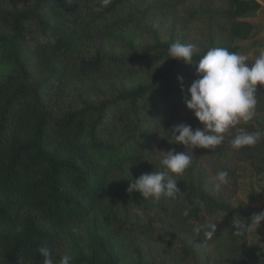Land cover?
Returning <instances> with one entry per match:
<instances>
[{"label":"trees","instance_id":"trees-1","mask_svg":"<svg viewBox=\"0 0 264 264\" xmlns=\"http://www.w3.org/2000/svg\"><path fill=\"white\" fill-rule=\"evenodd\" d=\"M193 1L111 0L104 7L101 0H0V264H43L37 251L42 246L57 261L70 252L72 264H121L108 235L90 232V225L112 221L130 230L118 215L137 206L141 196L127 192L122 175L154 150L156 124L185 96L196 71L171 59L148 82L95 101L86 84L131 76L153 51L168 52L167 45H157L138 58L108 57L104 44L139 17L177 19ZM230 1L232 19L258 10L252 0ZM193 19L187 13V21ZM206 52L193 56V63ZM229 132L232 139L235 129ZM253 147L234 151L247 154ZM183 194V213L190 209L185 223L203 232L217 223L216 234L236 246L242 262L248 256L264 261V247L248 249L246 234H234L231 206L192 185ZM197 198L203 208L194 204Z\"/></svg>","mask_w":264,"mask_h":264},{"label":"rangeland","instance_id":"rangeland-1","mask_svg":"<svg viewBox=\"0 0 264 264\" xmlns=\"http://www.w3.org/2000/svg\"><path fill=\"white\" fill-rule=\"evenodd\" d=\"M258 10L248 18L232 19L233 6L230 0H194L184 13L179 12L178 18L151 13L139 17L125 30L117 32L104 44V52L108 57H139L141 52L149 47L180 42L194 44L197 51L193 56H201L210 47H225L233 52L248 56V62H254L260 52L264 51V16ZM187 13H194L193 21H187ZM260 15V16H259ZM259 16V18H257ZM237 23H246L248 27ZM239 30L238 36L232 29ZM153 51L148 60H144L131 75H120L117 78H97L86 84V94L91 101L104 96L115 95L121 89L137 88L165 68L171 60L168 52ZM194 73L196 67L188 69ZM189 82L190 87L193 80ZM188 91V89H187ZM185 96L168 107L157 125L158 137L154 150L146 155L143 164L138 168L128 169L122 175L121 182L129 187V181L139 178L142 174L154 170L166 171L158 154L161 150L167 152L174 149L193 156L191 166L181 177H176L177 186L182 192L177 199L161 198L143 200L141 197L137 206L141 207L142 215L135 208H125L120 213L119 220L126 223L129 231L119 229L114 222L99 225L91 223L90 232L97 230L101 236L108 235L107 240L118 252L121 264H137V262H154L159 264H264L262 258L255 256L241 260L240 251L236 246H230L225 235L215 234L206 238L203 231L197 236L194 224L183 221L184 194L183 189L189 185L198 187L219 202L234 209V217L250 222L253 214L264 212V145L261 140L249 153L240 154L231 147L230 132L226 134L222 145L214 149L185 147L171 143V130L175 125L184 123L193 130L203 125L194 117L185 104ZM258 104L256 115L249 122L239 126L255 131L264 129V87L257 85ZM170 142V143H169ZM218 170L229 173L230 183L215 188L212 177ZM136 195V192L132 193ZM100 236V237H101ZM68 245V243H66ZM245 246L258 250L264 247V222L255 230L253 227L246 233ZM187 250V254L185 253Z\"/></svg>","mask_w":264,"mask_h":264},{"label":"clouds","instance_id":"clouds-1","mask_svg":"<svg viewBox=\"0 0 264 264\" xmlns=\"http://www.w3.org/2000/svg\"><path fill=\"white\" fill-rule=\"evenodd\" d=\"M110 3L111 0H101L104 7ZM195 51L197 49L194 44L175 42L168 49V57L196 67L197 78L188 88L183 102L199 124L203 125V129L197 127L193 130L190 125L184 123L175 125L171 130V143L191 146L192 149L211 150L222 145L226 134L235 129L236 134L230 142L234 150L255 146L264 138V131L249 132L238 125L246 124L256 115L257 85L264 87V51L259 53L254 62L249 63L245 54L229 51L225 47H210L194 64ZM177 79L183 91V78ZM158 154L162 157L160 163L166 171L154 170L142 174L137 179L132 178L127 188L129 194L136 192L143 200L154 201H159L162 197L177 199L182 195L176 177L185 174L191 166L193 156L188 155L186 151L176 152L174 149L167 152L161 150ZM212 179L216 189L230 183L226 170H218ZM194 204L200 208L205 206L204 201L198 198L194 200ZM133 207L137 214H143L140 206ZM189 210L186 209L184 215H188ZM262 222L264 212L253 214L250 222L238 219L233 224V232L236 236H242L253 227L256 230ZM216 225L217 223L209 224L203 235L212 238L216 234ZM201 231V227L193 229L197 236ZM37 251L43 258V264H72L73 261L70 252H65L57 261L49 248L42 246Z\"/></svg>","mask_w":264,"mask_h":264},{"label":"crops","instance_id":"crops-1","mask_svg":"<svg viewBox=\"0 0 264 264\" xmlns=\"http://www.w3.org/2000/svg\"><path fill=\"white\" fill-rule=\"evenodd\" d=\"M258 2H259V5H260L259 14L261 16H264V0H258ZM259 16L257 18H259Z\"/></svg>","mask_w":264,"mask_h":264}]
</instances>
